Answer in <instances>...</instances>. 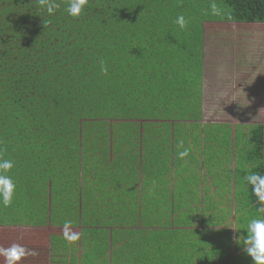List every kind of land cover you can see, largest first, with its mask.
<instances>
[{
    "label": "trees",
    "instance_id": "1",
    "mask_svg": "<svg viewBox=\"0 0 264 264\" xmlns=\"http://www.w3.org/2000/svg\"><path fill=\"white\" fill-rule=\"evenodd\" d=\"M54 2L0 0V156L16 184L0 231L79 233L57 243L66 264H253L237 239L264 218L245 181L264 174V122L202 124L204 28L264 25V0H88L78 18ZM35 243L26 264H53Z\"/></svg>",
    "mask_w": 264,
    "mask_h": 264
},
{
    "label": "rangeland",
    "instance_id": "2",
    "mask_svg": "<svg viewBox=\"0 0 264 264\" xmlns=\"http://www.w3.org/2000/svg\"><path fill=\"white\" fill-rule=\"evenodd\" d=\"M204 45L207 60L202 124L233 128L236 123H263L264 25H207L204 28ZM62 236V231L51 228L41 230L40 233L20 227L9 228L6 232L0 231V243L3 246L20 244L30 249L36 248L35 241L40 242L47 248L45 262L49 259L53 264H66L69 258L61 252L65 247L57 245L63 239ZM15 237L20 238L19 242H16ZM52 246L57 248L53 251H60L61 254L48 252ZM32 258H40V255L27 256L29 261ZM2 262L5 264V261ZM26 263V258L20 262Z\"/></svg>",
    "mask_w": 264,
    "mask_h": 264
},
{
    "label": "clouds",
    "instance_id": "3",
    "mask_svg": "<svg viewBox=\"0 0 264 264\" xmlns=\"http://www.w3.org/2000/svg\"><path fill=\"white\" fill-rule=\"evenodd\" d=\"M40 3L46 5V10L49 15L54 13L55 2L54 0H40ZM88 0H69L66 8V14L73 18H78L85 10V5ZM211 12L213 15L220 16L223 14L216 3L211 5ZM176 24L180 28H184L186 21L183 15L176 18ZM102 71L106 69L102 65ZM189 155V150L184 149L179 153L181 159ZM13 168V161L0 156V203L4 206H9L15 194L16 184L12 176L8 175L9 171ZM245 181L248 185L252 186L253 194L257 196L261 205H264V174L250 172L245 176ZM264 211V207L260 209ZM70 222L65 223V228L68 227ZM247 235H240L237 239L242 243L244 252L252 258L253 264H264V218L251 219L246 228ZM65 238L69 242L79 239V233L68 234L65 232ZM39 253L35 249H28L20 244H12L8 248H0V256L4 257L5 264H20V262L27 256H37Z\"/></svg>",
    "mask_w": 264,
    "mask_h": 264
}]
</instances>
